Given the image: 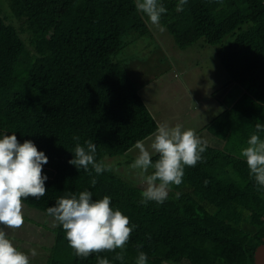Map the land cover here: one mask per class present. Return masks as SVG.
<instances>
[{
    "label": "trees",
    "instance_id": "1",
    "mask_svg": "<svg viewBox=\"0 0 264 264\" xmlns=\"http://www.w3.org/2000/svg\"><path fill=\"white\" fill-rule=\"evenodd\" d=\"M159 3L167 9L161 23L177 44L205 38L220 45L228 81L258 105L231 106L212 120L207 130L225 148L207 144L164 203L143 204V190L112 169L97 174L90 165L86 172L69 161L77 143L91 140L96 162L109 167L106 156L127 153L155 133V116L115 60L131 33L150 30L148 17L136 0H0V139L15 134L48 157L47 194L24 203L47 214L59 198L90 191L93 201L109 196L113 210L135 226L124 249L81 258L57 224L47 264H98V257L136 264L140 252L147 264H255L264 242V186L250 174L246 158L227 145L248 146L255 125L264 124V0H187L182 11L176 10L179 0ZM158 158L154 154L153 162Z\"/></svg>",
    "mask_w": 264,
    "mask_h": 264
},
{
    "label": "clouds",
    "instance_id": "2",
    "mask_svg": "<svg viewBox=\"0 0 264 264\" xmlns=\"http://www.w3.org/2000/svg\"><path fill=\"white\" fill-rule=\"evenodd\" d=\"M186 3L187 0H179L176 10L182 11ZM135 6L148 17L151 25L161 32L165 30L160 21L167 9L159 0H136ZM255 128L256 134L250 137L248 147L242 150L241 156L246 158L250 174L257 184L264 186V139L259 135L264 133V124L257 123ZM182 129L181 124H158L150 144L151 152L143 141H137L135 147L139 155L130 167L139 170L141 183L145 185L141 203H164L171 186H179L183 182L185 166L195 167L201 161L207 142L198 137L193 129ZM96 151L97 145L91 140L86 142V146L77 143L72 152L74 159L69 164L86 172L91 165L97 174L111 171L110 167L96 162ZM153 152L159 156L155 162ZM47 163L48 157L31 140L21 144L15 134L0 139V225L3 226L0 227V264H30L29 254L14 246L5 229L23 227L25 199H39L47 194L45 181L48 177L43 174V165ZM149 169H154V172L147 174ZM96 184L97 180L92 178V187ZM179 195L177 193V198ZM47 215L62 225L70 247L81 258H87L92 253L124 249L135 227L130 226V218L120 210H113L109 196L93 201L90 191H82L78 197L59 198L55 206L47 209ZM36 255V250L32 249L31 256ZM115 258L123 260L120 253ZM147 259V255L140 252L136 264H147ZM98 264L110 262L107 258L98 257Z\"/></svg>",
    "mask_w": 264,
    "mask_h": 264
},
{
    "label": "rangeland",
    "instance_id": "3",
    "mask_svg": "<svg viewBox=\"0 0 264 264\" xmlns=\"http://www.w3.org/2000/svg\"><path fill=\"white\" fill-rule=\"evenodd\" d=\"M148 25L150 30L147 33L141 35L133 32L127 37L126 47L115 54V60L131 76L158 124H181L182 130L193 129L203 140L208 133L209 121L214 119L215 111L218 114L221 109H226V102L235 106L238 98L233 96L228 100L227 94L231 91L232 83L228 81V74L217 54L220 45L210 44L205 38H201L192 45L180 47L161 21L160 25L165 29L163 32L151 25L150 21ZM229 39L227 37L225 40ZM191 84L194 89L189 87ZM206 87H210L213 93L203 92L204 96H195V92ZM224 127L225 125L221 126L222 129ZM211 136L208 144L225 148V141L213 134ZM152 138L153 135L143 141L150 152ZM234 142L233 147L229 144L227 148L238 155L248 147H241L242 144ZM154 154L156 153L153 152L152 156ZM138 155L139 150L134 146L127 153L106 156L104 162L123 179L144 190L145 185L141 183L139 170L130 167ZM23 214L25 222L22 228L5 229L8 238L18 250L29 254L30 264H47L58 223L26 203ZM32 249L37 252L34 257L31 256Z\"/></svg>",
    "mask_w": 264,
    "mask_h": 264
},
{
    "label": "crops",
    "instance_id": "4",
    "mask_svg": "<svg viewBox=\"0 0 264 264\" xmlns=\"http://www.w3.org/2000/svg\"><path fill=\"white\" fill-rule=\"evenodd\" d=\"M228 79V78H227ZM179 82H181V81H179ZM181 83H183V82H181ZM189 87H191V88H193L194 89V87H193V85L191 84ZM230 88H231V91L230 92H228V94H227V97H229V99L228 100H230L233 96H237L238 98H237V100H236V102H235V106H242V104L244 103V102H246L245 104H247V105H249V106H252V107H254L255 105H256V102L254 101V100H252V97L249 95V93L247 92V90L246 89H244V88H242L241 86H239V85H237L236 83H232V85L230 86ZM205 94H207L208 92H210V94H212L213 93V90L210 88V87H206L205 89H201V90H198L197 92H195V96H198V97H202V96H204V93ZM209 94V95H210ZM200 95V96H199ZM216 101V100H215ZM217 102V101H216ZM226 103H228L227 104V107H226V109H221L220 110V112L218 113V114H216V111H215V116H213L214 117V119H212V120H215L217 117H219V116H224V115H226L227 113H228V111L229 110H231V109H229V107H231L230 106V102H226ZM148 105V104H147ZM233 106V105H232ZM149 107V106H148ZM241 115H243V116H246V114L244 113V114H241ZM212 117V118H213ZM156 118V117H155ZM212 120H210L209 121V123L212 121ZM211 134H213V133H211V132H209L208 131V133L206 134V136H204V141H206L207 142V144L208 143H210V139L212 138V136H211ZM214 135V134H213ZM215 136V135H214ZM216 137V136H215ZM222 140V139H221ZM210 145V144H209ZM225 145H226V142H225Z\"/></svg>",
    "mask_w": 264,
    "mask_h": 264
},
{
    "label": "water",
    "instance_id": "5",
    "mask_svg": "<svg viewBox=\"0 0 264 264\" xmlns=\"http://www.w3.org/2000/svg\"><path fill=\"white\" fill-rule=\"evenodd\" d=\"M255 264H264V242L255 251Z\"/></svg>",
    "mask_w": 264,
    "mask_h": 264
}]
</instances>
